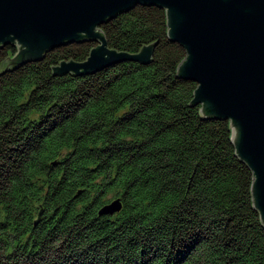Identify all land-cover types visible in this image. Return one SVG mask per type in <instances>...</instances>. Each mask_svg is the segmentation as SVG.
I'll use <instances>...</instances> for the list:
<instances>
[{
	"label": "trees",
	"instance_id": "obj_1",
	"mask_svg": "<svg viewBox=\"0 0 264 264\" xmlns=\"http://www.w3.org/2000/svg\"><path fill=\"white\" fill-rule=\"evenodd\" d=\"M99 31L116 52L154 45L151 62L54 76L95 42L8 71L17 47H0V264H264L252 173L229 122L192 105L165 11L136 6Z\"/></svg>",
	"mask_w": 264,
	"mask_h": 264
},
{
	"label": "water",
	"instance_id": "obj_2",
	"mask_svg": "<svg viewBox=\"0 0 264 264\" xmlns=\"http://www.w3.org/2000/svg\"><path fill=\"white\" fill-rule=\"evenodd\" d=\"M136 6L165 11L169 41L186 52L177 77L196 84L192 105L201 106L204 118L229 122L235 153L252 173V205L264 226V0H0V47H17L5 71L81 40L96 44L87 59L61 62L54 76L85 77L127 62L148 65L154 45L116 52L99 31ZM121 209L115 199L98 215Z\"/></svg>",
	"mask_w": 264,
	"mask_h": 264
}]
</instances>
